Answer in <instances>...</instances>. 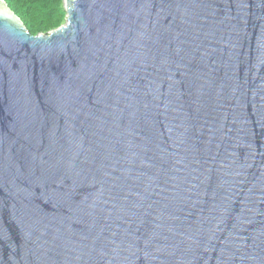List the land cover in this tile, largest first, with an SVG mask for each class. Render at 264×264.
<instances>
[{
	"label": "water",
	"instance_id": "1",
	"mask_svg": "<svg viewBox=\"0 0 264 264\" xmlns=\"http://www.w3.org/2000/svg\"><path fill=\"white\" fill-rule=\"evenodd\" d=\"M0 0V264H264V0Z\"/></svg>",
	"mask_w": 264,
	"mask_h": 264
},
{
	"label": "trees",
	"instance_id": "2",
	"mask_svg": "<svg viewBox=\"0 0 264 264\" xmlns=\"http://www.w3.org/2000/svg\"><path fill=\"white\" fill-rule=\"evenodd\" d=\"M31 36L46 35L66 23L64 0H2Z\"/></svg>",
	"mask_w": 264,
	"mask_h": 264
},
{
	"label": "rangeland",
	"instance_id": "3",
	"mask_svg": "<svg viewBox=\"0 0 264 264\" xmlns=\"http://www.w3.org/2000/svg\"><path fill=\"white\" fill-rule=\"evenodd\" d=\"M64 6H65V2H64Z\"/></svg>",
	"mask_w": 264,
	"mask_h": 264
}]
</instances>
